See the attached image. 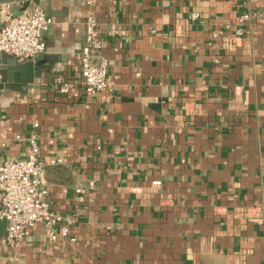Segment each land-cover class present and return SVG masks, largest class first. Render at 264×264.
<instances>
[{"label":"crops","instance_id":"obj_1","mask_svg":"<svg viewBox=\"0 0 264 264\" xmlns=\"http://www.w3.org/2000/svg\"><path fill=\"white\" fill-rule=\"evenodd\" d=\"M36 5L54 17L33 59L47 62L0 89V165L36 136L55 230H70L51 240L40 221L15 246L0 222V264H264V0L11 2ZM89 14L112 86L96 93L81 78Z\"/></svg>","mask_w":264,"mask_h":264},{"label":"built area","instance_id":"obj_2","mask_svg":"<svg viewBox=\"0 0 264 264\" xmlns=\"http://www.w3.org/2000/svg\"><path fill=\"white\" fill-rule=\"evenodd\" d=\"M91 3L92 0H87ZM258 11H247L237 18L236 37L244 33L245 24L258 16ZM195 17L198 13L193 14ZM0 52L24 56L33 60L46 50L43 32L54 22L40 5L30 12L15 14L11 2H0ZM86 30L85 44L81 49V78L88 92L96 93L111 90L108 75L109 58L102 52L104 38L99 22L93 14L84 20ZM57 91L67 94L74 83L65 74H57L54 78ZM30 151L23 158H9L0 165V222L4 223L6 241L17 245L24 240L32 228L40 221L47 226L51 240L59 235H67L69 226L62 225V217L55 214L46 197L48 191L42 186L40 173L43 161L40 158V145L37 137L30 139ZM62 157L52 158V163H61ZM159 184V180L154 181ZM93 182H91V185ZM79 190V189H78Z\"/></svg>","mask_w":264,"mask_h":264},{"label":"water","instance_id":"obj_3","mask_svg":"<svg viewBox=\"0 0 264 264\" xmlns=\"http://www.w3.org/2000/svg\"><path fill=\"white\" fill-rule=\"evenodd\" d=\"M15 0H0V2H12ZM45 59L29 60L24 56L0 52V89H20L21 84L33 82L35 77L41 75V66Z\"/></svg>","mask_w":264,"mask_h":264}]
</instances>
